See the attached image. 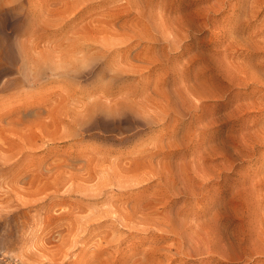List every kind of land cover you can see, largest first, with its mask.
<instances>
[{
  "label": "rangeland",
  "instance_id": "rangeland-1",
  "mask_svg": "<svg viewBox=\"0 0 264 264\" xmlns=\"http://www.w3.org/2000/svg\"><path fill=\"white\" fill-rule=\"evenodd\" d=\"M263 24L264 0H0V264H264Z\"/></svg>",
  "mask_w": 264,
  "mask_h": 264
},
{
  "label": "bare ground",
  "instance_id": "bare-ground-1",
  "mask_svg": "<svg viewBox=\"0 0 264 264\" xmlns=\"http://www.w3.org/2000/svg\"><path fill=\"white\" fill-rule=\"evenodd\" d=\"M250 2V1H249ZM252 2V1H251ZM251 5H253V3L251 4ZM254 6V5H253ZM251 7V6H250ZM255 8V7H254ZM253 8V9H254ZM253 9L252 8H250L249 10L251 11V13L252 12H254L253 11ZM256 10V9H255ZM257 11V10H256ZM257 13V12H256ZM259 13V12H258ZM255 17H257V16H255ZM263 19V18H262ZM263 22H261V24H262ZM264 25V24H263ZM264 27V26H263ZM262 28V27H261ZM262 31V30H261ZM256 32V31H255ZM263 37V39H264V36H262ZM256 43V42H255ZM262 43V42H261ZM264 43V42H263ZM263 73V72H262ZM263 75V74H262ZM256 80H258V78L256 79ZM94 111V110H93ZM264 172H263V175L261 176V177H259L257 180H256V182H254L252 185H250V186H248L247 188L248 189H246L245 191L246 192H248L249 191V193H250V197L248 198V200L250 199V200H255L256 201V204H257V211H261L263 208H264V202L262 201V199H260L259 198V194L257 193V191H260L261 189H262V187H263V185H264ZM262 197V196H261ZM256 211V212H257ZM256 212H253L252 210H248L247 211V213H246V216H251V215H253V214H255ZM263 218H264V213H263ZM245 231V230H244ZM246 232H248V230L246 231ZM264 235V234H263Z\"/></svg>",
  "mask_w": 264,
  "mask_h": 264
},
{
  "label": "built area",
  "instance_id": "built-area-1",
  "mask_svg": "<svg viewBox=\"0 0 264 264\" xmlns=\"http://www.w3.org/2000/svg\"><path fill=\"white\" fill-rule=\"evenodd\" d=\"M2 257H0V261H1Z\"/></svg>",
  "mask_w": 264,
  "mask_h": 264
}]
</instances>
